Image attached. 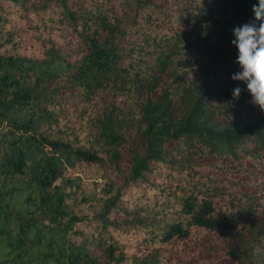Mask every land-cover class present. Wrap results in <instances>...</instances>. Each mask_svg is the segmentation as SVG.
I'll use <instances>...</instances> for the list:
<instances>
[{
    "label": "trees",
    "instance_id": "16d2710c",
    "mask_svg": "<svg viewBox=\"0 0 264 264\" xmlns=\"http://www.w3.org/2000/svg\"><path fill=\"white\" fill-rule=\"evenodd\" d=\"M257 3L0 0V264H264Z\"/></svg>",
    "mask_w": 264,
    "mask_h": 264
},
{
    "label": "clouds",
    "instance_id": "9594fccd",
    "mask_svg": "<svg viewBox=\"0 0 264 264\" xmlns=\"http://www.w3.org/2000/svg\"><path fill=\"white\" fill-rule=\"evenodd\" d=\"M253 19L234 29L232 44L238 50L237 63L240 70L232 75L233 81L246 85L251 95L250 103L264 111V0L252 7ZM243 89H233L239 99Z\"/></svg>",
    "mask_w": 264,
    "mask_h": 264
}]
</instances>
